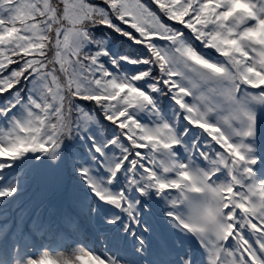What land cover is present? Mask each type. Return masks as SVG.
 I'll return each mask as SVG.
<instances>
[{"label":"snow or ice","instance_id":"6c2138e0","mask_svg":"<svg viewBox=\"0 0 264 264\" xmlns=\"http://www.w3.org/2000/svg\"><path fill=\"white\" fill-rule=\"evenodd\" d=\"M12 208L0 264H264V0H0Z\"/></svg>","mask_w":264,"mask_h":264}]
</instances>
